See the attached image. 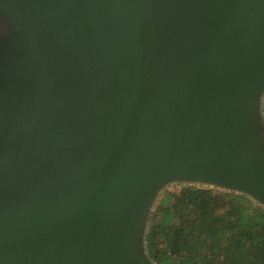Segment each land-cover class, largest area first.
I'll return each mask as SVG.
<instances>
[{
    "label": "water",
    "instance_id": "obj_1",
    "mask_svg": "<svg viewBox=\"0 0 264 264\" xmlns=\"http://www.w3.org/2000/svg\"><path fill=\"white\" fill-rule=\"evenodd\" d=\"M2 4L35 36L0 46V264H150L140 219L171 178L264 203V0Z\"/></svg>",
    "mask_w": 264,
    "mask_h": 264
},
{
    "label": "trees",
    "instance_id": "obj_2",
    "mask_svg": "<svg viewBox=\"0 0 264 264\" xmlns=\"http://www.w3.org/2000/svg\"><path fill=\"white\" fill-rule=\"evenodd\" d=\"M144 241L154 264H264V205L243 192L183 184L161 194Z\"/></svg>",
    "mask_w": 264,
    "mask_h": 264
},
{
    "label": "rangeland",
    "instance_id": "obj_3",
    "mask_svg": "<svg viewBox=\"0 0 264 264\" xmlns=\"http://www.w3.org/2000/svg\"><path fill=\"white\" fill-rule=\"evenodd\" d=\"M10 7L8 5L2 4L0 6V46L1 44H4L6 42H12L8 43L7 45L11 48L13 47H20L21 49H25L26 51H30L31 47L34 42V36L33 32L35 31L34 27L31 25V23L22 16L18 14H22L21 12L24 11L23 9L17 8V7H11V11L9 12ZM10 8V9H11ZM23 30H26L23 32ZM30 30V31H29ZM32 31L31 35L30 32ZM30 36V37H29ZM29 37V38H28ZM264 92L259 94L258 101H257V108H256V122L254 125V131L256 135L258 136V140L260 141L261 145L264 147ZM183 184H194L202 187H209L212 188L215 193L218 191H225V190H235L238 192L246 193L242 190L235 189L232 187H227L225 185H222L218 182L211 181L209 179H203L200 177H182V178H171L163 183L159 184L154 192L152 193L151 198L148 200V203L146 205V208L141 216L140 219V239H139V249L138 251L142 256L145 258V260L150 264L152 261L149 260V258L146 255L145 252V234L147 230V215L149 212L154 209L155 205L157 204L160 196L162 193L165 192V190H178V188ZM250 197H252L257 203L264 205L263 202H261L259 199H256L249 193H246Z\"/></svg>",
    "mask_w": 264,
    "mask_h": 264
}]
</instances>
